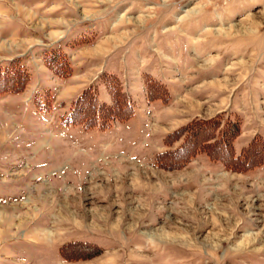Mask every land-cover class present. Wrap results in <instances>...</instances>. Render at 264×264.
<instances>
[{
  "label": "rangeland",
  "instance_id": "374dc122",
  "mask_svg": "<svg viewBox=\"0 0 264 264\" xmlns=\"http://www.w3.org/2000/svg\"><path fill=\"white\" fill-rule=\"evenodd\" d=\"M0 264H264V0H0Z\"/></svg>",
  "mask_w": 264,
  "mask_h": 264
},
{
  "label": "trees",
  "instance_id": "16d2710c",
  "mask_svg": "<svg viewBox=\"0 0 264 264\" xmlns=\"http://www.w3.org/2000/svg\"><path fill=\"white\" fill-rule=\"evenodd\" d=\"M85 116H87L86 115V113H85ZM94 120L96 121V119L94 118ZM77 122H79L78 120H75V119H73V121H72V123H77ZM84 124V123H83ZM96 124H98V123H94L93 122V124L92 123H89V122H86V124H85V126L86 127H89V126H92V125H96ZM101 126L103 127L104 125L103 124H101ZM217 142H220V141H217ZM224 143V141L223 142H220V145L218 146L219 148H224L225 149V154L226 155H223V154H219V156H217V157H220L222 160H224L225 161V159H227V157H229V154H230V148H229V146H227V144H223ZM218 145V144H217ZM162 155H163V153L162 154H158L157 156L159 157V158H161L162 157Z\"/></svg>",
  "mask_w": 264,
  "mask_h": 264
}]
</instances>
